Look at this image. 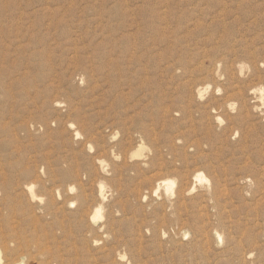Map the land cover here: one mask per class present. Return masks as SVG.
<instances>
[{"label":"rangeland","instance_id":"obj_1","mask_svg":"<svg viewBox=\"0 0 264 264\" xmlns=\"http://www.w3.org/2000/svg\"><path fill=\"white\" fill-rule=\"evenodd\" d=\"M261 62L264 0H0L5 264H127L118 251L131 264H264ZM141 139L151 154L130 162ZM163 178L177 180L174 198L152 195ZM98 181L113 194L93 225ZM33 182L43 204L23 188Z\"/></svg>","mask_w":264,"mask_h":264},{"label":"clouds","instance_id":"obj_2","mask_svg":"<svg viewBox=\"0 0 264 264\" xmlns=\"http://www.w3.org/2000/svg\"><path fill=\"white\" fill-rule=\"evenodd\" d=\"M260 67L264 68V62H261ZM250 70V69H249ZM241 75H243V73H241ZM211 85H208L203 91H201L200 89H197V92H199V96H198V99L200 100H204L205 99V95L207 93V90L208 88H210ZM253 91H259L261 93V96H260V99H261V102L264 103V86L262 87H259V88H253L252 89ZM216 92L217 94H221L222 90L217 88L216 89ZM254 103V102H253ZM56 105L57 106H61L60 105V102H56ZM227 108L235 113L236 109H237V102L234 101V100H230L227 102ZM215 111V109L213 110ZM253 112H256V113H259L260 117L261 118H264V112H262L259 108H253L252 109ZM177 115H179L177 113ZM216 120L219 122L220 125H223L225 123L224 120H222L220 117H216ZM79 135V134H77ZM239 137V131L238 130H234L233 131V135H232V139L235 140ZM119 138V131L117 130L112 136H111V140L112 141H115ZM177 143H182V140H177ZM87 147V150L89 152H92L94 151V147L89 143L88 145H86ZM145 153L147 154H151V148L150 146H148L142 139L139 143V146L134 150L132 151L130 154H129V161H135V160H147L148 156L145 155ZM111 154L113 155L114 159L119 161L122 157L118 154L115 153V150H112ZM97 162L98 164L100 165V170L106 174V175H110L111 173L109 172V165L108 163L102 158H98L97 159ZM145 167H147V164H144ZM40 172L41 174H44V169L43 167H41L40 169ZM198 174L203 177L204 173L202 170H200L198 172ZM243 182V181H242ZM246 182L250 185V186H254V183H253V180L251 177H247L246 178ZM177 180L174 179V178H170V179H164V180H161L157 183L155 189L153 190L152 192V195L155 196L157 199H159V191H160V188H164L165 189V192L167 194V196L169 198H174L175 196V192H174V189L177 187ZM207 183V181H206ZM26 188V191L31 194L30 198L33 200V201H36V200H39V202L41 204L44 203V198L43 197H37L35 194H34V189L36 188V183L33 182L32 184L30 185H26L25 186ZM98 189H99V192H98V195H99V198L101 201L103 202H106L110 197L111 195L113 194L112 193V189L111 187L106 184L104 181H98ZM76 187L74 185H70L69 188H68V191L69 193H75L76 192ZM187 194H191V193H187ZM56 195H57V198H62L61 195H60V189H57L56 190ZM245 195H251V191H248L245 193ZM148 200V195L146 192H144L143 196H142V202H147ZM70 207H75V203H70L69 204ZM105 209L103 207V203H101L99 206L95 207L94 211H92L90 213V219H91V223L93 225H99L101 224L104 220H105ZM117 215H119L120 213L117 212L116 213ZM99 231L101 233H104V228L103 227H100L99 228ZM175 231V230H173ZM182 233H183V240L184 241H187L188 239H190V233L187 232L186 230H181ZM145 233L150 235L151 234V229L149 228H146L145 229ZM167 236H168V233L164 230V229H161V237L162 239H167ZM218 240H219V243L216 245L217 247H222L223 246V239L221 237H217ZM107 239H111V237L107 234H104L103 237L101 239H97V240H94L93 241V246H100L103 242V240H107ZM255 255L254 252H251V253H248L247 254V259H251L253 256ZM3 257V252L0 251V264H5V261L2 259ZM117 259L118 261H121V262H127V264H131V260L129 259L128 255L126 252L124 253H121V252H117ZM21 264H23V261H21Z\"/></svg>","mask_w":264,"mask_h":264},{"label":"bare ground","instance_id":"obj_3","mask_svg":"<svg viewBox=\"0 0 264 264\" xmlns=\"http://www.w3.org/2000/svg\"><path fill=\"white\" fill-rule=\"evenodd\" d=\"M75 134H76V133H75ZM110 154H111V152H110ZM111 157H112V156H111ZM112 159H113V158H112ZM108 160H109V159H108ZM139 161H140V160H139ZM107 162H108V161H107ZM96 164H97V162H96ZM109 164H110V162H109ZM143 164H144V163H143ZM97 165H98V164H97ZM110 165H111V164H110ZM115 165H116V164H115ZM137 165H138V164H137ZM140 165H141V164H140ZM112 166H113V165H112ZM99 167H100V166H99ZM131 167H132V166H131ZM133 167H134V166H133ZM87 168H88V167H87ZM96 168H97V167H96ZM109 168H110V167H109ZM113 168H114V166H113ZM117 168H118V167H117ZM138 168H140L139 165H138ZM138 168H137V170H138ZM119 169H121V168H119ZM135 169H136V167H135ZM135 169H133V170H135ZM115 170H116V169H115ZM83 171H84V170H83ZM100 171H101V170H100ZM112 171H114V170H112ZM87 172H88V171H87ZM92 172H93V171H92ZM101 172H102V171H101ZM124 172H125V171H124ZM89 173H90V172H89ZM94 173H95V172H94ZM115 173H116V172H115ZM115 173H114V174H115ZM84 174H85V172H84ZM86 174H87V173H86ZM91 174H92V173H91ZM86 176H87V175H86ZM89 176H90V174H89ZM91 176H92V175H91ZM205 176H206V175H203V177H201L198 173H196V174L194 175V180H195V181H198V182H201V181H204V182H205V181H208L207 178H206ZM164 179H166V178L160 179L159 181L164 180ZM243 180H244V179H243ZM159 181L156 182V185H157V183H158ZM245 181H246V180H245ZM202 183H203V182H202ZM26 185H30V184H26ZM26 185H23V188H24L25 190H26V188H25ZM191 185H192V183H191ZM66 189H68V188H66ZM163 189H164V188H163ZM61 190H62V189H61ZM63 190H64V189H63ZM97 190H98V191H97V196H95V197H97L98 202L101 203V200H100L99 195H98L99 189H97ZM164 190H165V189H164ZM23 191H24V190H23ZM66 191H67V190H66ZM77 191H78V190H77ZM48 192H49V191H48ZM48 192H47V193H48ZM55 192H56V191H55ZM187 192H189V191H187ZM25 193H26V192H25ZM67 193H69V192H67ZM67 193L65 192L64 195H66ZM34 194H35V192H34ZM48 194H49V193H48ZM202 194H203V193H202ZM30 195H31V194H30ZM30 195H29V193H28V196H30ZM204 195H205V194H204ZM204 195H203V196H204ZM207 195H208V194H207ZM50 196H51V194H50ZM86 196H87V195H86ZM84 197H85V196H84ZM29 198H30V197H29ZM45 198H46V197H45ZM45 198H44V201H47V200H45ZM50 198H51V197H50ZM90 198H91V197H90ZM90 198H89V199H90ZM202 198H203V197H202ZM47 199H48V198H47ZM87 200H88V199H87ZM32 201H33V200H32ZM37 201H38V200H37ZM91 201H93V200H91ZM94 201H95V200H94ZM35 202H36V201H35ZM52 202H53V200H52ZM86 202H87V201H86ZM95 202H96V201H95ZM95 202H94V203H95ZM103 203H104V202H103ZM45 204H46V202H45ZM50 204H51V203H50ZM54 204H55V203H54ZM54 204H53V205H54ZM78 204H79V203H78ZM89 204L91 205V203H89ZM81 205H82V204H81ZM78 206H79V205H78ZM97 206H99V205H97ZM97 206H96V204H95V207H97ZM166 206H167V205H166ZM44 207H45V206H44ZM81 207H82V206H81ZM83 207H84V206H83ZM90 207H91V206H90ZM92 208H93V207H92ZM94 209H95V208H94ZM92 210H93V209H92ZM81 211H82V210H81ZM93 211H94V210H93ZM106 217H107V216H106ZM112 218H113V217H112ZM113 219H114V218H113ZM80 222H81V220H80ZM83 223H84V222H83ZM87 223H88V222H87ZM84 224H85V223H84ZM89 226H90V225H89ZM100 227H101V226H100ZM105 229H106V227H105ZM13 230H14V228H13ZM218 236H219V235H218ZM4 239H5V238H4ZM0 242H1V241H0ZM25 242H26V241H25ZM2 243H3V242H2ZM23 243H24V242H23ZM36 243H37V242H36ZM38 243H39V242H38ZM69 244H70V243H69ZM228 244H229V243H228ZM24 245H26V244H24ZM70 245H71V244H70ZM36 246H38V245L36 244ZM235 246H236V245H235ZM104 247H106V246H104ZM104 247H103V248H104ZM114 247H115V246H114ZM236 247H237V246H236ZM31 248H32V247H31ZM33 248H35V247H33ZM18 249H19V248H18ZM26 249H27V247H26ZM26 249H25V250H26ZM36 249H37V248H36ZM38 249H39V248H38ZM38 249H37V250H38ZM42 249H43V248H41V251H42ZM67 249H68V248H67ZM71 249H72V248H71ZM71 249H70V250H71ZM101 249H102V248H101ZM105 249H106V248H105ZM114 249H115V248H114ZM236 249H237V248H236ZM44 250H45V249H44ZM46 250H47V249H46ZM46 250H45V253H46ZM68 250H69V249H68ZM232 250H233V249H232ZM19 251H20V249H19ZM26 251H27V250H26ZM33 251H34V249H33ZM35 251H36V250H35ZM41 251H38V252H41ZM73 251H74V250H73ZM104 251H105V250H104ZM108 251H109V250H108ZM132 251H133V250H132ZM14 252H15V251H14ZM17 252H18V251H17ZM111 252H112V250H111ZM7 253H8V252H7ZM20 253H21V252H20ZM23 253H24V252H23ZM27 253H28V252H27ZM36 253H37V252H36ZM48 253H49V250H48ZM52 253H53V252H52ZM55 253H56V252H55ZM25 254H26V253H25ZM25 254H24V255H25ZM29 254H30V253H29ZM32 254H33V253H32ZM43 254H44V253H43ZM50 254H51V253H50ZM240 254H242V253H240ZM246 254H247V253H246ZM33 255H34V254H33ZM35 255H36V254H35ZM40 255H42V254H40ZM108 255H109V254H108ZM243 255H244V254H243ZM18 256H19V255H18ZM27 256H28V254H27ZM27 256H26V257H27ZM37 256H38V255H37ZM44 256H45V255H44ZM47 256H48V255H47ZM49 256H50V255H49ZM54 256H55V255H54ZM240 256H242V255H240ZM32 257H33V256H32ZM38 257H39V256H38ZM52 257H53V256L51 255V258H52ZM102 257H103V256H102ZM104 257H106V256H104ZM244 257H245V256H244ZM244 257H243V258H244ZM15 258H16V257H15ZM24 258H25V257H24ZM28 258H30V257H27V259H28ZM36 258H37V257H36ZM241 258H242V257H241ZM39 259H40V258H39ZM107 259H108V258H107ZM192 259H194V258H192ZM108 260H110V259H108ZM137 260H138V259H137ZM30 261H31V260H30ZM33 262H34V261H33ZM53 262H54V261H53ZM110 262H111V261H110ZM136 262H137V261H136ZM39 263H40V262H39ZM44 263H45V262H44ZM134 263H135V262H134ZM45 264H46V263H45ZM138 264H139V263H138Z\"/></svg>","mask_w":264,"mask_h":264}]
</instances>
